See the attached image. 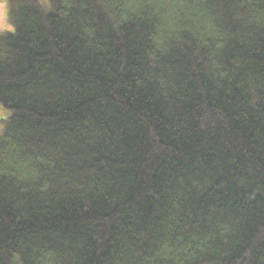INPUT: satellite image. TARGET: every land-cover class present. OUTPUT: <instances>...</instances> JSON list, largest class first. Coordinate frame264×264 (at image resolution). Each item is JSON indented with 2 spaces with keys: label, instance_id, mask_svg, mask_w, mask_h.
I'll return each instance as SVG.
<instances>
[{
  "label": "trees",
  "instance_id": "1",
  "mask_svg": "<svg viewBox=\"0 0 264 264\" xmlns=\"http://www.w3.org/2000/svg\"><path fill=\"white\" fill-rule=\"evenodd\" d=\"M7 5L0 264H264V0Z\"/></svg>",
  "mask_w": 264,
  "mask_h": 264
},
{
  "label": "rangeland",
  "instance_id": "2",
  "mask_svg": "<svg viewBox=\"0 0 264 264\" xmlns=\"http://www.w3.org/2000/svg\"><path fill=\"white\" fill-rule=\"evenodd\" d=\"M8 0H0V32H5L11 29L8 22ZM3 112V113H1ZM10 116V112L0 105V132L4 127L6 119Z\"/></svg>",
  "mask_w": 264,
  "mask_h": 264
}]
</instances>
